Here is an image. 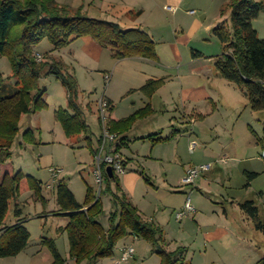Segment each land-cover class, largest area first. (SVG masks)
Wrapping results in <instances>:
<instances>
[{"label":"rangeland","instance_id":"1","mask_svg":"<svg viewBox=\"0 0 264 264\" xmlns=\"http://www.w3.org/2000/svg\"><path fill=\"white\" fill-rule=\"evenodd\" d=\"M229 2L183 0L179 13L174 15L173 10L167 9L173 4L159 0L158 9L153 6V13L142 16L155 36L160 56L157 64L128 59L117 61L102 54L96 57L101 64L88 67L76 63L70 65L67 56L55 51L47 39L35 47L38 62L45 59L50 64L63 62L64 73L68 71L75 75L80 89L79 102L85 112L94 148L102 134L99 108L102 97L115 99L119 118L151 103L153 112L138 120L129 134L130 148L122 149L125 155L135 158L129 172H143L146 176V180L141 178L135 188L129 190V197L142 216L162 229L168 251L184 248L182 263L186 264H257L264 259V233L256 229L255 223L239 205L246 201L255 202L264 222V148L257 142L258 137H263L264 113L254 112L245 89L224 79L216 68L217 58L224 51L214 29L220 26L231 29ZM190 10L195 13H189ZM95 13L94 18L101 19L100 12ZM255 26L260 29V38L264 39V12L255 20ZM178 38L183 42H177L174 47ZM85 39L99 50H105L91 37ZM75 46L76 49L82 47L81 43ZM193 50L201 52L203 57L194 59ZM0 72L10 86L5 94L14 93L17 79L13 77L6 57L0 58ZM108 74L110 80L106 78ZM150 78L165 79L163 92L153 96V101L139 91ZM39 86L46 91L47 107L30 115L31 120L22 119L20 135L12 147L9 162L15 171H23L41 183V198L27 184L22 185L21 195L15 202L23 206L24 226L31 235V243L20 256L0 259V264H44L51 261V252L43 243L45 239L54 240L68 264H76L70 260L68 235L60 231L67 226L69 219L55 215L60 209L56 196L59 183H66L81 204H84L88 187H91L103 203L104 215L100 222L105 229L109 228L110 216L115 211L108 182L104 178L103 183H99L95 159L85 138L68 139L56 120V111L69 107L67 89L55 76L42 77ZM193 107L204 115L196 123H191L188 115ZM111 113L110 110L109 121ZM29 122L31 127L26 124ZM28 129L34 131L38 143L24 142L23 133ZM159 132L164 139L176 136L157 144L154 153L153 143L140 140V137ZM193 143H196L194 150L191 149ZM159 156H166L167 161L163 163L154 158ZM203 165H210V169L201 171L193 185L183 183L189 170ZM52 169L60 171L55 178ZM245 171L259 174L249 187H246ZM112 189H115L114 183ZM189 196L197 211L211 214L218 210L221 216L223 211L227 212L229 221L225 215L219 221H207L210 226L217 225L213 232L221 238L213 242L205 240L192 219L193 215L178 219L177 214L184 210ZM14 208L15 203H12L7 224L16 220ZM238 236L243 241H238ZM233 238L238 241L235 245ZM131 247L135 249L134 255L122 264L162 263L158 249L150 242L128 235L118 242L112 256L95 264H119L123 251ZM206 248L209 256L204 258Z\"/></svg>","mask_w":264,"mask_h":264},{"label":"trees","instance_id":"2","mask_svg":"<svg viewBox=\"0 0 264 264\" xmlns=\"http://www.w3.org/2000/svg\"><path fill=\"white\" fill-rule=\"evenodd\" d=\"M229 8L231 29L226 26L214 29L224 51L217 58L216 68L224 79L245 89L254 112L264 113V39L260 38L253 25L264 12V2L230 0ZM141 13L130 12V15L139 16ZM86 36L103 48L112 50L115 59L147 58L159 61L156 43L141 29L123 30L117 23L91 18L82 10L59 5L56 0H0V58L8 59L12 75L17 79L15 92L5 94L10 86L0 72V259L18 256L31 243V235L24 226L23 206L15 201L21 195L23 184H27L41 198V183L23 171H15L9 161L13 155L12 147L20 135L22 119L47 107L44 100L46 91L39 86L42 77L55 76L67 89L69 107L57 110L56 120L62 125L68 139L84 137L92 156L96 158L98 150L93 146L85 112L79 102L80 89L75 75L68 71L64 73L63 62L50 64L46 59L38 62L35 54V47L46 39L55 51H60L76 39ZM193 57L200 58L202 54L193 51ZM164 85L165 79H150L140 91L152 98ZM152 112L153 107L149 104L126 119L109 121L111 131L120 135L118 152L128 148L129 138L126 134L134 124ZM173 137L161 141L166 142ZM148 138L153 139V136ZM23 140L28 144L38 143L32 129L23 133ZM153 141L155 143L156 140ZM100 142L101 138L98 145ZM257 142L264 148V129L263 137H258ZM6 166L10 169L5 168ZM102 175V183L106 178L115 207L108 229L100 222V217L104 215L103 203L100 198L97 199L91 187H88L84 204L77 201L66 183H59L56 187L60 209L55 215L69 219L67 226L60 231L68 235L70 260H74L76 264L84 261L95 264L112 256L120 240L134 235L158 249L161 264H186L182 263L184 248L180 247L176 251L165 248L162 229L144 219L139 209L123 192L119 177L110 179L105 175V164H102ZM246 177V187H249L259 174L247 172ZM112 183L115 184L114 190ZM12 203H15L16 220L7 224ZM240 206L255 223L256 229L264 233V222L260 219V210L255 202L246 201ZM43 243L51 252L50 264H68V260L59 253L54 240L45 239ZM257 264H264V259Z\"/></svg>","mask_w":264,"mask_h":264},{"label":"crops","instance_id":"3","mask_svg":"<svg viewBox=\"0 0 264 264\" xmlns=\"http://www.w3.org/2000/svg\"><path fill=\"white\" fill-rule=\"evenodd\" d=\"M158 1L159 0H56V2L59 5L68 6V7L72 8V9H74V10H82L83 13H85L87 16H89L91 18H94L93 14L95 12H100L101 19L119 24L120 27L123 30L141 29V30L147 32L152 37L153 40H154L155 36H154L153 33H151L152 27L150 25L146 24V22L144 21L146 18H144L142 16H143L144 13H146V14L151 13V12L153 13L154 12L153 11L154 10L153 6L158 9L159 8V6L157 5ZM168 1L173 4L172 8L174 9V15L175 14L177 15L179 13L180 9H181V6H183V0H168ZM262 2H264V0H262ZM137 8H139V9H137ZM164 8H166V6H164ZM136 10H140V11L142 10L143 12L141 11L142 13L139 16L130 15V12L136 13ZM191 11H194V10H190L189 13ZM157 19H158V21H160L161 16L158 15ZM110 20H114V21H110ZM253 25H254V28L257 30V32L260 35V29L255 26V21L253 22ZM86 37L78 38L77 40L72 42L69 47L65 48L64 50H60V54L63 53V54H65L63 56H67L69 64L71 63L73 65V63L74 64L76 63L77 65H81V66H85V67L92 66V64H95V63L101 64L100 61H98L96 59V57H100L102 54L104 56L107 55V56L112 57L113 59H115L113 57L114 53L112 52V50L106 49V48H103L105 50H99L96 46L91 44V42H87V39H85ZM177 42H183V40L181 38H178L176 40V44H175L174 47H176L178 45ZM77 43H81L82 47L76 49L75 45H77ZM94 43H97V42L94 41ZM193 51H195V50H193ZM197 52H199V51H197ZM192 55H193V53H192ZM202 57H203V54H202ZM202 57H200V58H202ZM200 58H194V59H200ZM126 59L139 61V62H142V63L146 62V63H156L157 64V63L160 62V60L159 61H153V60L147 59V58H126ZM126 59H117V61H123V60H126ZM66 64H67V61H66ZM137 68H140V67H137ZM150 79H164V78H150ZM150 79H147L145 81L144 85ZM143 86H141L140 89ZM164 88L165 87L163 86L161 89H159V91L155 95H157L159 93H162ZM140 89H139V91H140ZM106 98L112 104L113 111L111 113V119L114 120V121H119V120H122V119H126V118L130 117L132 114H134L135 112H137L138 110H140V109L136 110L134 113H132L131 115H129L127 117L119 118V117H117L118 107H117V103H116L115 99H113L111 96H107ZM147 99H150V100L153 101V97L152 98H148L147 97ZM149 104H151V103H147L146 106L149 105ZM165 105H167V104H165ZM145 107H143V108H145ZM190 107H192V106H190ZM143 108H141V109H143ZM188 115L191 118V123H193L194 121L196 123L197 120H200V119L204 118V115L202 113H199L195 107H193V109L191 110V113H189ZM24 119L31 120V116L27 115L26 117H24ZM26 124H28L27 125L28 127H31V125H30L31 123L30 122L26 123ZM135 124H134V126H135ZM130 132H131V130L126 134L128 136V138H129ZM149 136H153V139L148 138ZM161 136H162V132H159V133L153 134V135H148V136H144L143 135V136L140 137V140H143V141L149 140V141H151L153 143V147H154L153 148L154 149L153 152L155 153L156 145L159 144V143H163L164 142V141H161V139H164V137H161ZM171 136H176V134L175 135H171ZM171 136H168V138L171 137ZM100 138H101V136H99L98 140ZM153 140H156L155 143H154ZM98 146L99 145H98V142H97V145L95 146V149H98ZM130 146H131V144H130V139H129L128 148H130ZM123 150L121 151V153H123ZM123 154H122V156L124 157V159L126 161V173L124 175H122V177L120 178V181H121L122 189L124 190L126 195L129 197V194H130L129 190L132 191L135 188L136 183H138L141 178H145V180H146V176L144 175L145 173H143V172L141 174L138 173V172L136 174H131V172H129V166H130V164H132L131 161H133L135 158L133 156L129 157V156H127L125 154L123 155ZM154 158L157 159V160H161L163 163L167 161V157L166 156H159V157H154ZM247 172H249V171H245V173H244L245 176H246ZM252 173H257V172H252ZM197 188H199V187L197 186ZM129 199H130V197H129ZM191 215H193L192 219L195 221L198 229L201 231L202 234H204V239L207 240V241H210V242H213L214 239L221 238V237H218V235L214 234V232H213V231L216 230L217 225L214 224L213 226H210V225H208L207 221L209 219H216L215 221H219L220 219H224L222 217L223 215H225L227 217L226 221H229L228 220L229 216H228L226 211H223L222 216H221V214L219 213L218 210L217 211L216 210L213 211L211 214H207V213H204L203 211H197L196 210L195 213H193ZM144 219L149 221L145 217H144ZM212 221H214V220H212ZM211 232H213V233H211ZM237 238H238V241L239 240L243 241V238H241L240 236H238ZM199 239H200V235L198 234L197 240H199ZM238 241L235 240L234 238L232 240L234 245L236 243H238ZM21 254H19L18 256H20ZM203 256H205L204 258H207L209 256L207 248H206L205 254ZM51 262H52V260L51 261L48 260L44 264H50Z\"/></svg>","mask_w":264,"mask_h":264},{"label":"built area","instance_id":"4","mask_svg":"<svg viewBox=\"0 0 264 264\" xmlns=\"http://www.w3.org/2000/svg\"><path fill=\"white\" fill-rule=\"evenodd\" d=\"M167 9L173 10L172 7H168ZM191 14L195 13V11H191ZM41 58V56H38ZM110 80V75L108 74L106 77ZM99 108H100V116L102 121V134H101V142L98 146V152L95 158V165H96V175L99 177V183H102L103 175H102V164H105V174L106 169L110 167L113 170L114 176L119 177L126 173V161L122 154L117 151V147L120 143V135L116 132L111 131L109 126V114L111 110V104L109 100L104 96L99 101ZM196 147V143H193L191 149L194 150ZM210 169V165H203L199 168H194L188 171L186 178H184L183 183L186 185H193L195 183L196 178L199 176L201 171H207ZM54 173V178L58 176L60 171L56 169L51 170ZM195 208L192 205L190 196L187 199L185 204V208L183 211L177 214L179 220L183 219L186 216H189L195 213ZM135 253L134 248H127L123 251L121 256V260L119 264L127 262Z\"/></svg>","mask_w":264,"mask_h":264},{"label":"water","instance_id":"5","mask_svg":"<svg viewBox=\"0 0 264 264\" xmlns=\"http://www.w3.org/2000/svg\"><path fill=\"white\" fill-rule=\"evenodd\" d=\"M106 173H107V175H108V177H109L110 179H114V178H115L114 173H113V170H112L110 167H108V168L106 169Z\"/></svg>","mask_w":264,"mask_h":264}]
</instances>
